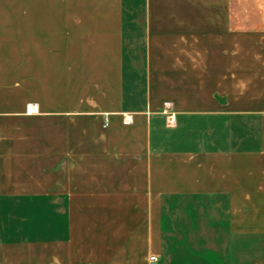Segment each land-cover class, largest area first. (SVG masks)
<instances>
[{"label": "crops", "instance_id": "crops-1", "mask_svg": "<svg viewBox=\"0 0 264 264\" xmlns=\"http://www.w3.org/2000/svg\"><path fill=\"white\" fill-rule=\"evenodd\" d=\"M0 264H264V0H0Z\"/></svg>", "mask_w": 264, "mask_h": 264}, {"label": "built area", "instance_id": "built-area-1", "mask_svg": "<svg viewBox=\"0 0 264 264\" xmlns=\"http://www.w3.org/2000/svg\"><path fill=\"white\" fill-rule=\"evenodd\" d=\"M149 261H150V262H154V261H155V258H154V257H150V258H149Z\"/></svg>", "mask_w": 264, "mask_h": 264}]
</instances>
